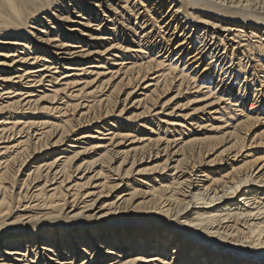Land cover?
<instances>
[{
  "label": "bare ground",
  "instance_id": "bare-ground-1",
  "mask_svg": "<svg viewBox=\"0 0 264 264\" xmlns=\"http://www.w3.org/2000/svg\"><path fill=\"white\" fill-rule=\"evenodd\" d=\"M0 60V264H264V0H0ZM191 87L225 125L163 127Z\"/></svg>",
  "mask_w": 264,
  "mask_h": 264
},
{
  "label": "rangeland",
  "instance_id": "rangeland-1",
  "mask_svg": "<svg viewBox=\"0 0 264 264\" xmlns=\"http://www.w3.org/2000/svg\"><path fill=\"white\" fill-rule=\"evenodd\" d=\"M84 6L85 7H87L88 5L85 3L84 4ZM102 9V8H101ZM101 9L100 10H98L97 9V11H98V14H101ZM166 10V9H165ZM75 14H77L76 12H74ZM79 20H81V19H79L78 17L76 18V16H75V18H74V20L72 21V22H70V23H67V25H70V26H72L73 28H71V29H74V30H72V32H70V33H73V34H75L76 32H74V31H76L77 29H79V27L78 26H76L77 25V23L79 22ZM78 21V22H77ZM93 25H92V30H94V29H96V23H95V21H93V23H92ZM53 26H56V25H53ZM76 28V29H75ZM82 28V27H81ZM84 29V28H83ZM194 29V28H193ZM36 32V31H35ZM67 32H69V30H67ZM86 33L84 34V35H80L79 34V36H80V38H82L83 40H86L85 42L87 43V42H94V38H91L90 37V35H89V32H91L89 29H88V31H85ZM88 32V33H87ZM63 33V31H61L60 32V35ZM105 37V36H104ZM107 37H108V35H107ZM107 39H109V38H107ZM100 40H103V39H99V41ZM106 40V39H105ZM71 43V42H70ZM77 44V43H76ZM81 45L82 44H84V43H80ZM80 45V46H81ZM77 46V45H76ZM79 46V45H78ZM80 46L79 47H75L74 49H76V50H80L81 48H80ZM107 46V45H106ZM53 49H55L56 50V48H54L53 46H51ZM90 47H92V46H90ZM4 48V47H3ZM85 48V47H84ZM59 57L60 58H72V57H69L70 55H62L61 53H64L63 52V50L62 49H59ZM109 52H111L112 53V55H109V54H105V58H109L110 60V62L108 63L107 62V64H105V66L106 67H109V69L107 70V69H101V70H103L102 72L104 73H106V71H107V73L109 72V71H115V69L117 68V65H118V63H120V62H122L121 60H118V61H113L112 59H114V58H116V57H118V56H114V54L116 53V52H112V50H110ZM106 53H108V52H106ZM93 55V54H92ZM94 57V56H93ZM85 60L86 61H92V57H88V58H85ZM100 60H102V59H97V61H96V63H89V64H87V65H85V67H90V66H92V64H99V61ZM131 60L130 59H127V60H125V62L126 63H129ZM0 62H1V60H0ZM206 63V62H205ZM100 64H102V63H100ZM14 65H15V63L12 65V67H14ZM66 68H67V66H65ZM203 67V66H202ZM4 69V68H7L8 69V67L7 66H3V65H0V69ZM66 68H60L59 70H57L58 72H56L57 74H55V76L54 77H57L58 78V81L56 82V83H52V82H49V81H45V83H44V88H41V87H37L36 88V92H35V95H37V97H44V96H47L48 94L50 95H52V93H53V90H54V88H59L60 87V89H62L63 87H64V83H66V80H65V78H61V77H64V75L63 74H61L62 72H65V71H67L66 70ZM92 68H89V70H91ZM94 72H96V71H94ZM51 73H54V70H53V72H51ZM66 73H72V72H65V74ZM104 73V74H105ZM59 74V75H58ZM78 74H80L79 75V78H81V79H79L80 81H81V83L80 82H78V83H80V84H74V86L73 85H71V87L69 88H66V90H65V92L63 91L62 93H60L61 95H65V94H70L71 92H74V94H75V92L82 86L81 84L83 83V81H85L87 78L90 80L91 78L93 79L95 76H92L91 78H89V77H84V76H86L85 74H82L81 75V72H79ZM48 75H51L50 74V72L48 73ZM149 77L150 76H152V75H148ZM60 77V78H59ZM83 78V79H82ZM151 78V77H150ZM99 79V78H98ZM102 79H105V78H102ZM119 79H116V82L118 81ZM69 81H72L71 79L69 80ZM64 82V83H63ZM116 82H114V83H116ZM61 83V84H60ZM72 83V82H71ZM99 83H100V80L99 81H97L96 83L94 82L93 84H91V86L89 85L88 86V88H86V90L88 91H91V90H93L95 87L94 86H97V85H99ZM60 84V85H59ZM97 84V85H96ZM147 83H142L141 84V87H138L136 90H135V92L134 93H136V94H134V95H132L131 96V101H128V103H127V109L123 112V114H122V117L119 119V122L118 123H121V122H124V123H127V124H131L132 126H138V124H142L143 122H145L147 119L146 118H139V119H137V121L136 122H134L133 120V122L131 121V120H127V118H130V117H133L135 114H137V113H139L141 110H142V108H136V107H134L136 104H137V99H138V97L139 98H143V94L142 93H144V92H146V91H144L142 88L146 85ZM52 85V86H51ZM53 86H56V87H53ZM173 86V85H172ZM205 86H207V85H205ZM62 87V88H61ZM73 87V88H72ZM204 87V86H203ZM53 88V89H52ZM175 89L176 88H173L172 90H170L169 91V93H166V94H163V96L161 95L160 97H159V100L161 99L162 100V102L161 103H163L164 101H166L167 99H169V98H171L174 94H176V92H175ZM125 90H129L130 91V88L128 89V88H126L125 86L123 87V89H122V94H123V92L125 91ZM185 90V89H184ZM202 90V91H201ZM201 90L200 89H198V88H192L191 87V89H189L188 91H183L184 93H182L180 96H176L175 98H172L173 100H170L168 103L169 104H167L166 105V107H165V111H164V114H165V116H164V120L162 119V121H164V122H162L161 124L163 125V127H165L166 125L167 126H169V127H171V129L172 128H174L173 126H176L177 128H181L182 126H178V124L179 125H184V127H182V128H184V129H191L192 128V126H193V128H196V130H199V129H201V128H199L198 127V125L196 124V118H199L200 119V121L203 123V125H206V126H208L207 127V129H210L211 128V125H212V123L216 126V125H218V124H223V125H225L226 123H224V121H223V119H222V117H221V114L219 113L220 112V108H222V107H224L225 106V103H223V102H216V98H209V99H207V96H205L204 95V93H206L207 92V88H201ZM45 91V92H44ZM51 91V92H50ZM200 91V92H199ZM215 91V90H214ZM46 93H47V95H46ZM100 92L98 91V93L97 94H99ZM147 93H149V91L147 92ZM45 94V95H44ZM236 94H238V93H236ZM252 94V93H251ZM251 94H249V95H251ZM218 95V94H217ZM217 95H215V96H217ZM119 96H121V95H119ZM164 97V98H163ZM166 97V98H165ZM124 98V96L122 95V97H121V99H123ZM197 98V99H196ZM50 99V98H49ZM136 99V100H135ZM207 99V100H206ZM135 100V101H134ZM198 100V101H197ZM213 100H215V102H213L212 103V101ZM81 102H86V101H84V100H82ZM133 102V103H132ZM149 102H151V100L149 101ZM59 103V102H58ZM58 103H55V105H57ZM136 103V104H135ZM209 103H210V105H209ZM40 104H41V106H43L44 104H46V102H44V101H41L40 102ZM119 104L120 103H118L117 104V106H116V108L118 107V110H117V112H116V114L115 115H117L118 114V111L120 110V107H119ZM149 104H151V103H149ZM212 104V105H211ZM61 103H60V107H61ZM219 107H218V106ZM224 105V106H223ZM171 107H173V108H171ZM158 108V107H157ZM157 108H155L156 110L153 112V113H155V112H158V110H160L159 108L157 109ZM171 108V109H170ZM82 109V108H81ZM152 110L154 109V107H152L151 108ZM181 109V110H180ZM216 109H218V111H216ZM171 111V112H170ZM213 111V112H212ZM168 113V114H167ZM174 113V114H173ZM57 114H59V113H57ZM3 115H6V114H3V112L0 114V116H3ZM162 115V114H161ZM214 116V117H219V120H209L210 118H209V116ZM110 119V121H113L114 119H116V117L113 115L112 117H110L109 118ZM192 119H194V120H192ZM212 119V118H211ZM223 122H222V121ZM165 121H167L168 122V124H170V125H168V124H166V122ZM216 122V123H215ZM172 123H174V124H172ZM231 123V122H230ZM134 124V125H133ZM193 124V125H192ZM152 125H148V128L147 129H149L150 127H151ZM84 127H86V126H84ZM84 127H83V129H81V130H77V132L75 133L76 135H75V137H73V136H71V137H73V138H75V139H77L78 138V136H80V135H77L79 132H81V131H85V130H87V128H85L84 129ZM187 127V128H186ZM229 127H231V126H229ZM261 128L259 129V131H258V129L254 132V133H252V135L251 136H254V134H256V133H259L260 131H261V129H263L262 128V125L260 126ZM139 128H142V127H140L139 126ZM259 128V127H258ZM230 128H228V129H226L225 131H228ZM142 130V129H141ZM143 132H145V130H142ZM204 131H206V130H204ZM207 131H209V130H207ZM140 133H142V132H140ZM186 133H187V131H186ZM204 133H206V132H204ZM210 134H214L213 132H211V130L208 132V133H206V134H203V135H210ZM104 136V135H103ZM202 136V135H201ZM229 140H227V142H228ZM226 142V144L224 143L223 145H219V147H218V151L214 154V155H216V154H218V152H220L221 150H223V149H225V148H227L230 144H231V142L230 143H227ZM68 143L69 142H67V145H68ZM130 141H126L125 142V147L126 146H128V145H130ZM77 144V145H76ZM86 145V140L85 139H80L79 140V143H74V147H76V148H80V149H82L84 146ZM62 147H66V146H59V147H57V148H59V149H61ZM82 147V148H81ZM119 147H121V146H119ZM57 148H52L53 149V152H57ZM130 148V147H129ZM255 149V148H254ZM220 150V151H219ZM248 151V150H247ZM246 151V152H247ZM258 151H260V152H262V151H264V149H256V153H255V155L256 156H259V155H262V153H257ZM245 152V153H246ZM263 154H264V152H263ZM213 155V156H214ZM233 154H231V156H232ZM230 156V157H231ZM212 157V156H211ZM233 157V156H232ZM241 158L242 157H239L238 158V160L237 161H239V160H241ZM146 164H148V163H146ZM146 164H142L141 166H138L139 168H143ZM237 164H240V161L239 162H237ZM107 199H109V198H107ZM109 200H111V199H109ZM69 211V210H68ZM67 211V212H68Z\"/></svg>",
  "mask_w": 264,
  "mask_h": 264
}]
</instances>
